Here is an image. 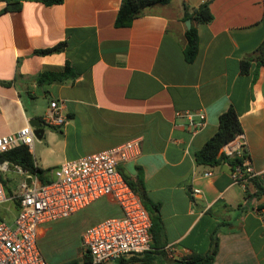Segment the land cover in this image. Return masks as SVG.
<instances>
[{"label": "crops", "instance_id": "0c3cea01", "mask_svg": "<svg viewBox=\"0 0 264 264\" xmlns=\"http://www.w3.org/2000/svg\"><path fill=\"white\" fill-rule=\"evenodd\" d=\"M120 1L21 0L18 9L3 10L0 0V134L38 117L41 135H32L26 145L49 179L64 159L138 140V153L117 168L129 178L140 171L146 196L157 204L156 239L162 246L149 262L122 264H177L183 255L205 252L213 231L217 246L211 264H264V191L255 185L264 187V64L251 60L245 72L239 67L264 37V0H209L212 18L190 21L197 33L191 61L182 53L183 10L201 0H182L173 8L170 0L154 3L128 25L115 26ZM61 40L59 50L35 51ZM65 63L72 78L38 80L39 73L61 71ZM50 99L61 105L60 124L42 120ZM229 104L237 112L253 170L243 185L233 181L226 160L208 167L193 156ZM199 113L202 122L194 126ZM28 174L35 173L0 160L6 195L0 202L6 219L0 220L16 213L19 184L28 182ZM192 187L199 192L192 194ZM97 199L82 207L81 215L94 212L102 202ZM119 212L115 202L109 204L104 216L82 221L81 228ZM53 228L48 220L40 223L36 243ZM79 238L76 233L75 245ZM150 241L151 234L149 246ZM81 247L82 257L87 252Z\"/></svg>", "mask_w": 264, "mask_h": 264}, {"label": "built area", "instance_id": "2783aa9c", "mask_svg": "<svg viewBox=\"0 0 264 264\" xmlns=\"http://www.w3.org/2000/svg\"><path fill=\"white\" fill-rule=\"evenodd\" d=\"M60 107L56 99H50L42 120L60 124L65 119ZM198 117L200 120L194 126L202 122L203 114L199 113ZM195 128L191 126V131ZM32 135L30 125L0 134V152L18 143L30 144ZM222 151L229 156L244 152L240 163L234 164L230 170L233 181L243 185L253 175V170L241 132L226 142ZM137 153L138 140L133 138L109 148L64 159L52 168V177L47 181L41 182L35 174H28V182L19 184L16 213L9 221L0 220V264H49L36 243L39 224L67 216L101 196L114 201L120 212L82 229L80 240L89 257L85 264H103L148 249L149 214L117 168L118 162L130 160ZM197 192L199 188H191L192 194ZM5 199L0 182V202Z\"/></svg>", "mask_w": 264, "mask_h": 264}, {"label": "trees", "instance_id": "16d2710c", "mask_svg": "<svg viewBox=\"0 0 264 264\" xmlns=\"http://www.w3.org/2000/svg\"><path fill=\"white\" fill-rule=\"evenodd\" d=\"M5 4L2 9H18L21 4V0H4ZM44 4L58 3L62 0H39ZM169 0H121L115 17V26L128 25L132 18L142 11V8L154 3H166ZM209 0H201L196 6L190 8V10L184 8L183 18H189L193 22H207L212 18V14L208 6ZM185 42L182 46L183 57L186 61H191L197 51V33L194 23L190 22L189 27L184 30ZM64 41H57L56 43L38 48L35 51L38 53H45L50 51H56L63 47ZM254 60L255 64H264V37L257 44V46L246 54L239 61L240 70L245 72L248 69L250 61ZM74 74L70 71L69 66L65 63L64 68L61 71H45L38 75V80L51 81V80H63L66 77L72 78ZM241 132V125L238 119L235 108L229 104L225 109L217 115V125L214 132L209 135L201 144L200 147L194 150L193 156L197 164H203L208 167L216 164L220 160H226L230 167L234 164L240 163L241 158L244 156L242 152L239 156H229L224 154L220 150V147L229 141L235 134ZM6 159L12 163L18 164L23 170L33 172L37 175L38 180L43 182L49 180V178L43 177L45 170L36 166L33 161V157L24 143H18L4 151L0 152V160ZM123 178L131 186V188L139 196L141 203L149 212L150 227L149 232L151 234L150 246L148 249L143 250L140 253H132L129 256L119 257L117 261L112 264H122L130 260H143L151 261V253L158 252V248L162 246V242H158L156 235L161 230L160 221L157 215V204L148 199L145 194V188L140 171H136L134 178H129L122 173ZM256 188L260 191H264V187L255 182ZM217 241L214 231L210 236V244L208 249L202 253H189L177 258V264H211L216 251ZM89 262L88 255H84L80 258H70L62 261L58 264H85Z\"/></svg>", "mask_w": 264, "mask_h": 264}, {"label": "rangeland", "instance_id": "374dc122", "mask_svg": "<svg viewBox=\"0 0 264 264\" xmlns=\"http://www.w3.org/2000/svg\"><path fill=\"white\" fill-rule=\"evenodd\" d=\"M182 0H170L169 6H175L182 4ZM44 102L40 104L39 112L43 110ZM102 200L99 203V207L81 215V212L84 211V208L79 209L68 216L61 217L59 219H55V221L48 220L51 222V225L54 227L53 230L47 232L45 235L43 233L38 237L37 246L44 258L49 261H55L52 264H57L58 262L68 260L70 258H80L81 257V242L76 243V233L78 237L83 228H81V222L87 220L93 216H104L107 213V208L109 204H113L114 202L106 197L102 196L98 198ZM97 199V200H98ZM96 200V201H97ZM94 201V203L96 202ZM3 214L0 211V217ZM4 217V216H3ZM6 219V217H4ZM3 218V219H4ZM49 224V223H48ZM80 241V238H79Z\"/></svg>", "mask_w": 264, "mask_h": 264}, {"label": "water", "instance_id": "95a60500", "mask_svg": "<svg viewBox=\"0 0 264 264\" xmlns=\"http://www.w3.org/2000/svg\"><path fill=\"white\" fill-rule=\"evenodd\" d=\"M184 23H185V26L186 28L189 27L190 25V19L189 18H185L184 19ZM29 125L31 126L32 128V134L35 136V137H40L41 135V132H42V122L40 121V119L38 117H31L30 120L28 121ZM118 259L117 258H114L113 261H117Z\"/></svg>", "mask_w": 264, "mask_h": 264}]
</instances>
